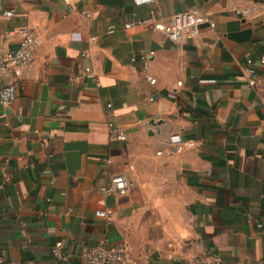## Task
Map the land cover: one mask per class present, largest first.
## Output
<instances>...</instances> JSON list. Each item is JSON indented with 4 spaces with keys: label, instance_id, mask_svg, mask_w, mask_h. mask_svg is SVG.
Returning a JSON list of instances; mask_svg holds the SVG:
<instances>
[{
    "label": "crops",
    "instance_id": "crops-1",
    "mask_svg": "<svg viewBox=\"0 0 264 264\" xmlns=\"http://www.w3.org/2000/svg\"><path fill=\"white\" fill-rule=\"evenodd\" d=\"M69 1L0 0V53L25 30L39 37L5 79L16 100L0 101V183L12 178L0 186V264H86L83 248L104 237L125 240L134 264H264V0ZM151 9L205 20L173 40ZM119 172L134 187L102 192ZM58 242L69 260L52 253Z\"/></svg>",
    "mask_w": 264,
    "mask_h": 264
},
{
    "label": "built area",
    "instance_id": "built-area-1",
    "mask_svg": "<svg viewBox=\"0 0 264 264\" xmlns=\"http://www.w3.org/2000/svg\"><path fill=\"white\" fill-rule=\"evenodd\" d=\"M66 2H70L66 0ZM6 16H12L14 14V9L5 10ZM150 20L154 26L163 31L173 40H182L186 37L193 36L199 33L200 25L204 22V16L198 13H187V12H177L174 13L170 18L166 19L160 17L159 12L156 9H151L149 11V16L147 18ZM140 18L125 23V27H131L133 23L137 24L141 22ZM113 30L110 28V31ZM38 35L33 30H25L21 38L18 48L14 50H8L0 53V101L4 105H11L18 96L17 85L13 82H5L6 77L13 67L16 66H26L29 65L35 56V47L38 43ZM151 53H153L151 51ZM246 55V70L248 72V82L250 84H255L258 75L254 68V60L251 54L248 52ZM141 59L144 62V67L147 69L149 66L148 54L141 55ZM147 79L150 83L154 84L156 78L150 73H146ZM179 84L182 81H178ZM99 85V82H98ZM111 104H109L110 106ZM112 134L120 139H126L127 133L119 129L112 132ZM196 145V140L194 138H185L180 140L175 144L176 150L182 151L185 148L194 147ZM108 162H111L108 159ZM132 168V166H131ZM3 181L0 186L11 182V175L2 172ZM134 187L133 180L126 172H119L110 176L109 182L100 186V190L105 194H115L124 195L127 194L130 189ZM113 210L111 208L98 209L96 214L99 216L108 217L112 214ZM52 253L60 260L67 261L70 259L71 254L63 250L61 242L56 243L52 247ZM81 256L85 260L86 264H134L129 256L128 244L125 240H119L115 243H110L109 238L104 237L100 242L94 246H88L83 248ZM0 260H3L2 258ZM212 261V256L210 254L200 255L194 260V264H210Z\"/></svg>",
    "mask_w": 264,
    "mask_h": 264
},
{
    "label": "rangeland",
    "instance_id": "rangeland-1",
    "mask_svg": "<svg viewBox=\"0 0 264 264\" xmlns=\"http://www.w3.org/2000/svg\"><path fill=\"white\" fill-rule=\"evenodd\" d=\"M148 213H150L155 220H158L160 218V212L159 210H153V209H146ZM155 227V226H154ZM154 227H152L154 229ZM145 232V230H143ZM147 231V230H146Z\"/></svg>",
    "mask_w": 264,
    "mask_h": 264
}]
</instances>
